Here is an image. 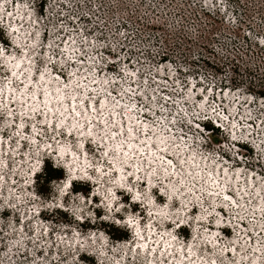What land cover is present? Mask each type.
<instances>
[{"label": "rangeland", "instance_id": "obj_1", "mask_svg": "<svg viewBox=\"0 0 264 264\" xmlns=\"http://www.w3.org/2000/svg\"><path fill=\"white\" fill-rule=\"evenodd\" d=\"M18 1L21 8L25 11L28 10L27 16H30L31 22H33L28 26L29 24L22 25L23 22L19 23V20V25L25 28L28 26V34L31 33L32 38L38 40L37 44L33 46L34 53L29 52L32 53L31 56L33 57L29 60L31 63L34 61L36 69L43 66L45 57L50 61L51 66H55L53 65L54 62L60 61L58 67L60 71L66 72V69L70 67L73 74H75L76 83L82 82L84 84L89 81L88 76L92 66H94L96 68L94 75L97 73L99 80L91 86H99L102 80H108L109 88L114 91L116 97H120L118 99L119 104L113 98L110 100L107 97L105 106L102 108L100 105L98 109L94 107L95 112L92 110L91 115L93 112L97 113L101 117L100 120L102 119L103 123L106 124L108 118L111 117H109L111 113L118 112V110L119 113L123 112V104H127L132 105L137 110L135 112L137 115L140 114L139 109L148 112L150 116H145L144 113L142 116L148 119L149 123L157 122L158 119L168 121L169 125L176 130L175 133L169 134L167 128L164 127L163 134H166L169 139L180 140L178 134L185 133L184 140L187 142V150L183 151V163L177 166V170L180 177L182 176L185 181L184 185L198 189L195 193L200 198L201 205L197 204L195 207L194 201L191 199L192 195L190 196L186 191L181 195L182 202H177L173 198L168 199V212L163 214L165 218H158V215L153 214L155 212L153 208L159 209L160 207L156 206L157 203L163 204L165 202V198L157 193L159 189L163 188L162 181L159 178L154 179L157 188H152L151 194L156 204L151 206L149 203L145 204L148 199V191L145 190L144 185H141L142 182L140 183L141 173L128 170L131 179L128 181L130 186H135L140 190V202H135L131 199V192L118 188L113 182L115 173L111 164L107 161H111L110 157L113 156L114 152L108 149L109 155L105 156L103 147L88 142L89 139L85 140V149L89 164L92 167L87 168V175L93 181L84 179L83 175L76 173V179L73 181L80 189L74 191V186L71 184V188L65 190L67 192L64 194L62 182L66 173L61 167L60 161L53 155L54 151L52 150L50 151L51 154L47 153L45 155L44 164L39 168V171L34 173V182L30 183L28 181L30 171L38 170V153L45 154L46 150L55 149L57 145L70 146L77 151L76 146H79V144L77 138L70 133H64L63 128L57 130L53 127V124H48L49 126L45 130L44 125H42L43 122H39L38 117L22 116L25 100L14 102L10 99L9 101L14 103L12 105L14 108L10 109L8 106H2L0 109V133L4 134L3 140L7 141L11 135L14 139L19 127H13V124L19 125L18 120L23 126L30 124L42 128L45 139L51 140H40L38 143L39 148L38 146L30 147L27 143L23 144L24 142H21V145H18L22 147L21 149L16 147L18 144L16 138L8 140L10 148H14L12 150L14 157H9V154L7 161L10 164L11 177H6L9 182L12 180L10 182L12 196L4 195V197L0 195V210L3 208L0 212V264H33V261L36 263V260H40L37 264H72V258H76L74 254L69 255L65 249L61 250L62 252L57 249L59 251L58 255L55 254L56 250H41L38 247L40 246L39 242L26 244V247L24 246L27 248L26 251L19 249L18 253L16 249H13L12 252H9L8 246H14L16 239L11 229L21 225L19 215H17L19 214L17 210L19 211L20 207H16L20 203L29 207L35 206V208L45 207L46 210V206L52 207V212L49 213V210H47L44 213L42 211L39 215L42 219L48 220L43 222L44 225L51 222V231L54 232L50 233L51 231L48 230V233L53 236V240L57 236H61L64 241L68 242L74 240L73 238L81 237L84 240L83 243L88 246L98 245L99 237L96 238L94 235L90 238L92 240L94 238L96 242L87 238L91 229L98 232V235L107 238L111 243L107 264H112L114 260L118 261V259H115L116 257L121 261L123 260L120 248L123 245L126 246L125 242L130 239L129 229L125 227V220L140 217V222H143L145 219H151L154 216L169 227L167 219H171L175 215V212H170L173 209L176 212L184 210L185 214L189 215L185 226L175 231L179 237V243L183 241L181 249L186 256L190 252V250H185L188 247L187 241L191 238L192 231H196L197 236L192 238V247L197 252L195 261L199 259L204 264H211V262L215 264H249V261L255 255V252H253L255 248L258 251L256 260L259 264H263L264 199L262 202L261 194H264V145L258 149L260 151L258 156L251 155V149L245 144H241L239 150L234 147L227 129L225 133L219 130L201 132L194 125L197 118L209 116L207 114L209 108L211 110L213 108L215 112L216 104H219V107L224 105L227 110L231 108L232 113H230L229 124L230 121L237 118L241 120L247 118L259 122L258 131L263 132L264 136V107L257 100L258 98L264 100V43H262L264 41V0H49L47 1L49 12L42 20L40 17L37 20L35 13H41V2L45 3V0ZM12 8L16 9L12 6L10 12ZM8 10V8H4L3 11L7 14L9 13ZM0 20L2 21V17H0ZM6 21L7 18L3 23L9 27ZM0 41L3 43V47L11 48L5 50L9 55H13V53L22 55L17 49L13 52L14 47H11L4 30H0ZM66 51H74L78 54L77 63L70 62L67 59ZM21 58L23 57L21 56ZM16 61L21 62L20 59ZM16 61L14 60V62ZM14 62L7 63L0 59V98L3 94V101L6 105L8 103L5 101L7 99L5 95L9 96L10 93L6 92L8 91L7 87L1 85L9 80L17 88L22 85L7 70L9 64ZM18 69L16 73L22 71V69ZM24 71H22L21 77L25 76ZM58 73L61 74V72ZM190 78L197 82L191 90ZM71 88L73 87L65 88L66 93L68 91L72 92ZM204 89L210 90L214 94H210L204 104L197 105V100L201 98L199 96L202 94L201 90ZM224 89H227L228 92L222 96L221 91ZM81 91L79 89V92ZM215 94H217V98L214 104L212 101ZM100 96H96L94 100L97 99L98 101ZM196 96H198V99ZM0 103L2 102L0 101ZM26 104L29 107L32 102L27 101ZM6 107L11 111L9 116L21 120L23 118V120L17 119L14 121L12 117L7 116V113L3 114V110H7ZM153 108H157L159 112H153ZM4 116L6 121L2 119ZM138 118L140 117L137 116ZM34 120L36 121L35 124ZM142 121L146 120L142 119ZM189 121H191V124L188 123ZM206 123L211 125L209 121ZM7 124L10 127L12 125L9 132ZM43 124L46 126V123ZM95 124L93 129L98 135L102 133L99 137L106 136L107 133L103 135L105 129H102L100 124ZM138 124L140 125V121ZM112 126L105 125L109 131H116L117 128L114 125ZM26 128L27 126L23 128V131ZM135 131L138 133V138L141 139L143 135H140V129ZM51 134H57L60 138L52 140L48 136ZM239 134L241 135L242 132ZM234 150L244 155L250 154L251 157L248 159L249 162L238 163L239 166L244 168L242 178H247L245 180L246 190L243 189L242 191L241 189V191L242 194L246 191L248 193L241 194L242 198L236 196L239 203H235L239 209L236 218L240 219L237 222L240 223L239 227L242 229H239V235H236L237 245L234 254L238 249V255L232 256L229 251H225L231 246L229 236L232 235V231L221 229L222 232L219 233L213 226H210L214 222V212L208 196L204 193L203 187L205 185L203 184L202 174H205L207 170H211L214 174L213 167H221L220 172L218 171V174L220 173L219 177H216L219 186L220 184L221 186L224 185L225 171L231 173L230 178L238 181L239 174L234 172L237 164H232L231 166L234 165L232 168L231 166L226 168V165L223 166L225 163L220 159V156L223 155L222 158L225 157L230 160ZM191 161L194 162L193 165ZM0 166L3 169H8L5 157L1 158L0 156ZM48 166L60 170L63 178L43 181ZM93 166L101 168L102 173L95 172ZM252 170L262 174L261 177ZM199 171L201 173L200 179L197 176ZM2 176L3 174H0V180L1 178L4 179ZM132 176L134 177L133 180ZM98 180L101 182L99 186H97ZM173 184L178 185L177 178L173 181ZM257 184L259 185L257 186ZM178 187L181 189L182 184L180 183ZM111 188L118 190L116 200L119 201L115 202L118 206L117 209L107 212L105 211V202H100V196H93L91 192L98 189L99 193L103 192V194L108 195ZM218 198L223 203L219 196ZM59 200L62 201L63 206L69 205L71 212L55 207ZM184 201L189 202L184 205L182 204ZM258 203L262 204L259 205ZM191 204L192 209L190 210L188 207ZM254 204L258 205L253 206ZM6 205L10 207L11 211L6 210ZM227 205L229 206V204ZM146 209L147 213H145ZM186 209L188 211H185ZM32 210L35 211L34 208ZM78 214L86 216L83 223L76 220L75 216ZM115 219L119 221L118 224H116ZM224 219L228 220L229 215L228 217L225 216ZM35 220L41 222L37 216ZM31 222L25 224V231L29 237L35 234H30ZM213 234L217 235V244L209 246L204 238L207 237V240H209ZM36 235L37 239L41 238ZM164 238L168 239L163 236V240H165ZM212 239L215 238L212 237ZM44 241L46 239H43L41 243ZM79 242L80 240L77 239L73 243L79 244ZM157 246L161 247V244L158 243ZM126 247L128 248L129 245ZM136 249H138V246L134 245L133 248L131 246L130 250L135 251ZM48 252L49 254H47ZM33 255L34 257H31ZM79 256L84 260L79 264H95L93 256L83 253H80ZM139 256L140 254H138L137 261L129 262L127 260V262L142 264ZM186 256H184L183 262L187 264L189 258L186 259ZM160 258L162 256L157 257V264H161L159 262ZM171 258V264L179 262L176 255L171 256ZM169 259L165 257L163 261L166 262ZM143 260L147 261V259ZM73 264L78 263L75 261ZM145 264L147 263L145 262Z\"/></svg>", "mask_w": 264, "mask_h": 264}, {"label": "bare ground", "instance_id": "obj_2", "mask_svg": "<svg viewBox=\"0 0 264 264\" xmlns=\"http://www.w3.org/2000/svg\"><path fill=\"white\" fill-rule=\"evenodd\" d=\"M4 2V1H3ZM16 7V6H15ZM28 11V10H27ZM27 11H25V9H23V8H19V10H17V8L15 9V8H12V11H11V13H13V15L11 16V17H9V15H8V13L6 14L5 13V11H2L1 13H0V17H2V21H4L5 20V18H7V21L6 22H8V24H9V27H8V29H9V32H10V36H11V40H12V42L14 43V45H13V52L14 51H16L15 49H17V51L19 52V51H21V49H22V55H20V54H18V53H13V55H9L8 54V52H5L4 53V55H2V56H0V59L1 60H4V61H6L7 63H10V62H14V60L16 61V60H21V62L20 61H16V62H14V63H12V64H9V66H8V68H7V70L8 71H11L12 73L13 72H15L16 73V70H17V68L14 66L17 62H19L20 63V68L18 69V70H21L22 69V71L23 70H25L24 71V75L25 76H23L22 78H24V80H23V82H21L22 84L23 83H25V84H23V86H21L20 88H17V87H15V85L14 84H12V86H8L7 88H8V91H6V92H9L10 94H9V96H7V95H5L6 97H7V99H5V101H7V103H8V105H9V100L11 99V100H14V102L16 101V102H19L20 100H25V102L27 103V101L28 102H32V104H30L31 106H27L28 107V109H30V108H34L35 110H39V113L37 112V111H35L34 112V115L32 116V115H30V116H28V117H30V118H32V117H35V118H39V119H43L44 118V113H43V110L44 109H46L47 108V110H46V112H45V118L46 119H48V117L49 116H51L52 117V119H55V120H52V122H53V124H54V122H56V121H65V125H68V126H70V124H77L78 126H80V125H82L84 128L87 126V121H86V119L85 118H87L88 119V116L91 118V119H89V120H91L89 123L90 124H93V128H94V126L96 125L95 123H100V121L103 123L104 121H102V119L100 120V118L101 117H99V115L97 114V113H94L95 112V110H94V107L96 108V109H98V106L97 105H93L92 106V108H91V110H94V112H93V114L91 115L90 113H92V112H90V109L88 108V106H87V104H86V101H84L83 102V95H81L80 93H78V91H76L75 89H72V92H69L68 91V93H66V91H65V88H68L69 86H72L73 85V81L72 82H69L68 84H60L59 83V81L57 80V81H55V78H54V76L52 77V76H49V74L48 73H45V76H44V80L43 81H41L40 80V75L39 76H37L36 75V73H34V68H32V64L33 63H31L30 62V60L29 59H33V57L31 56V54L32 53H34V45L35 44H37V42H38V40L35 38V40L32 38V34L30 33V35L28 34L29 33V27L28 26H30L33 22H31V18H30V16L28 17L27 16ZM13 22H12V21ZM20 20V21H19ZM18 21H19V23H22L23 22V24L22 25H25V24H29L26 28L24 27V26H20L19 25V23H18ZM11 26V27H10ZM13 29H15V31H13L12 32V30ZM17 33L16 35H14L15 33ZM13 33V34H12ZM33 33V32H32ZM15 46H18L17 48L15 47ZM1 48V47H0ZM29 52H32V53H29ZM8 54V55H7ZM14 57V59L13 60H11L10 62L8 61V57ZM21 56L23 57V58H21ZM25 59V61H23ZM4 63V62H3ZM24 67V68H23ZM29 70H31V83H29V84H26L27 82H29ZM22 71H19V72H17L16 73V77H14L13 75H11V76H13V78L14 79H17V76H19L20 74H21V72ZM47 75H48V77H47ZM56 78H57V76H56ZM25 86H27V87H25ZM28 88V89H27ZM9 89H11V91H9ZM30 89V90H29ZM1 90V89H0ZM7 90V89H6ZM25 90H26V92H25ZM50 91V96H52V99H50V97L47 95V97H46V95L45 94H43V92H45V91ZM3 91V90H2ZM193 91H194V89H193ZM55 92H62V94H63V100L62 101H64L63 102V104L62 103H60V101L59 100H57V99H55L54 97H56V94H55ZM74 92H76V94H77V96H74ZM8 94V93H7ZM89 94L90 93H88V97H89ZM192 94H193V92H192ZM37 96V98H34V96ZM3 94L1 95V98H0V101L2 102V103H5L3 100H4V98H3ZM100 97H103L104 98V101L107 103V96L106 95H101ZM42 98H44L45 100L43 101L42 100ZM86 98V97H85ZM91 98V97H90ZM95 98V97H94ZM196 98L198 99V96H196ZM11 103V102H10ZM6 104V103H5ZM14 103H11L10 104V107L13 105ZM3 105V104H2ZM7 105V106H8ZM16 105V104H15ZM111 105H112V103H111ZM110 105V106H111ZM105 106V105H104ZM18 107V106H17ZM16 107V108H17ZM72 107H73V109L75 110V113H78V114H80V117H77L75 114H73L72 113ZM108 107V106H107ZM112 107V106H111ZM22 108V107H21ZM103 108V107H102ZM113 108H114V106H113ZM112 108V109H113ZM118 108V107H117ZM203 108V107H202ZM5 109V108H4ZM6 109L7 110H3V114H5V113H7L8 115L7 116H9V112H11L7 107H6ZM116 109V108H115ZM230 109V108H229ZM83 110L85 111V113H86V115L87 116H85V117H83ZM111 110V109H110ZM117 110V109H116ZM49 111V112H48ZM113 112L115 111V110H112ZM89 112V113H88ZM97 112V111H96ZM111 112V111H110ZM109 113V112H108ZM11 114V113H10ZM13 114V113H12ZM16 114V113H15ZM123 114V115H122ZM107 115H109V114H107ZM137 114H135V112L133 113V111H131L130 112V110H125V109H123V112H121V113H119V110H118V112H114V113H111L110 115H109V117L110 118H108V121H110V122H108L107 121V125H109V126H112V125H114L117 129H116V131H118V129H119V125L120 126H122L123 127V129L125 128V125L126 126H129L130 128L132 127V126H134V125H137L138 124V122H136V120H138L137 119V116H136ZM18 116V115H17ZM10 118L12 117V119L14 120V121H16L17 119H20V118H15L14 116H9ZM108 117V116H107ZM22 120H23V118H22ZM21 119H20V121H22ZM104 120V119H103ZM19 121V120H18ZM122 122V123H119V122ZM42 122V121H41ZM8 123H9V120H8ZM12 123V122H11ZM16 123V122H15ZM47 124V123H46ZM104 124V123H103ZM106 124H104V125H106ZM7 128H8V132H9V128H12V125H11V127L7 124ZM113 127V126H112ZM92 128V132H93V137L95 138V139H97V140H109V139H111V137H112V134H111V132L112 131H109V129H107L106 127H105V131L103 132V135H104V133H107V134H105L106 136H104L103 138H100L99 136H101L102 135V133L100 134V135H98L97 134V132L94 130ZM136 128L135 127H133V134L135 135V140H133V141H128V140H131V139H128V138H126L125 137V133L123 132V130H122V132H123V140H126V142H125V145L123 144L122 145V149L123 150H125V151H127L128 152V154H130V153H132L133 152V154L134 155H136V151L135 150H140V149H142V150H144V149H146L147 147H143V145H144V142H141L140 140L141 139H143V140H153L154 139V134L152 135V137H150V138H147V137H143L142 136V138L140 139V138H138V136H137V134L138 133H136ZM138 131V130H137ZM99 132V131H98ZM1 135V134H0ZM140 135H141V133H140ZM3 136H4V134H2V139H3ZM108 137V138H107ZM140 137V136H139ZM4 141H6V140H0V156H1V158H4L5 157V163H6V166L8 167V169H3L2 168V166H0V174L2 175L3 174V178L4 179H2L1 178V180H0V195L1 196H9V197H11L12 196V194H11V184H10V182L7 180V176H9V177H11L10 175H11V169H10V164H8V155H9V152L7 151V152H3V149H4ZM10 141V140H9ZM9 141L7 140L6 142L7 143H9ZM22 141V140H21ZM118 142H120L121 143V141H120V139H118ZM141 143V144H140ZM129 145H131V147H129ZM151 145V147H154V145L153 144H150ZM263 145V143L262 142H260L258 145H257V150L261 147ZM112 151V150H111ZM54 153H55V151H54ZM155 155H157V153H155ZM158 156V155H157ZM10 157V156H9ZM161 158L162 157H159L158 158V160H157V162L159 163V164H163V160H162V162H160L161 161ZM150 159H152V158H150ZM12 160V159H11ZM137 160H138V162H137ZM137 160H135V159H132V163H134L135 161L137 162V163H139V159H137ZM150 163H153V161L151 160V161H149ZM149 162H148V165H149ZM4 163V162H3ZM226 164H223V166H225ZM234 166V165H233ZM233 166H231V168L233 167ZM236 166H239V164H237V165H235V167ZM145 167V164H143V168ZM229 167V166H228ZM245 167V166H244ZM2 168V169H1ZM220 168L221 167H219L218 168V171L220 172ZM127 169H129V168H127ZM224 169V168H223ZM229 169V168H228ZM152 170V169H151ZM242 170H244V168H243V166H239V167H236V169L234 168V172L235 173H238L239 174V179H238V181H236L235 179H233V178H230V172L229 173H227L226 171H225V182H224V185L223 186H219L220 187V198H221V200L223 201V204H230V203H238V198L239 197H243L242 195H244V194H246V192L244 193V194H242V191H243V189H244V191L246 190L245 189V186H246V179L243 177L242 178V176H243V172H242ZM230 171V170H229ZM114 173H115V171H114ZM220 174V173H219ZM251 175H253V174H251ZM30 176V175H29ZM228 177V178H227ZM12 179V178H11ZM243 179V180H242ZM248 180H249V177H248ZM219 181H220V179H219ZM224 181V180H223ZM251 181V180H250ZM259 182V181H258ZM221 183V182H220ZM62 184H64V181L62 182ZM260 184V183H259ZM259 184H257V186L259 185ZM14 185V184H13ZM141 185H144V181L141 183ZM241 189H242V191H241ZM248 189V188H247ZM260 190V189H259ZM250 191H252V190H250ZM261 191V190H260ZM263 191V190H262ZM259 192V191H258ZM258 192H256V193H258ZM248 193V192H247ZM262 193V192H261ZM260 193V194H261ZM242 194V195H241ZM259 194V195H260ZM241 195V196H240ZM4 196V197H5ZM236 196H238V198H236ZM249 196V195H248ZM261 196H262V202H263V199H264V194L262 193L261 194ZM225 197H227V199H225ZM258 197V196H257ZM1 198V197H0ZM250 198V197H249ZM257 201V200H256ZM240 202V201H239ZM254 202V201H253ZM259 202V201H258ZM254 203H256V202H254ZM239 204V203H238ZM259 204V203H258ZM257 204V205H258ZM260 204H262V203H260ZM259 204V205H260ZM257 205H253V206H257ZM9 207V206H8ZM12 207V206H11ZM17 208L18 207H20V209H19V211L17 210V212H19V214H17V215H19V218H20V226L18 225V227H16L15 229H11V231L14 233V236H15V242H14V246L13 245H9L8 246V249L10 250L9 252H12V250L13 249H16L17 250V252L19 253V249H21V250H24V251H26L27 250V248H25L26 247V244H28L29 242H31V243H36V242H39L40 244V246H38V247H40V249L41 250H51V251H53V250H56L55 251V254H57L58 255V253H59V251L60 252H62L61 250H63V249H65L66 250V252L68 251V254L69 255H72V254H74V255H76V254H78L79 253V251H80V248H90L93 252H95L97 255H101L102 256V258H103V263L102 264H107V260H108V253L111 251L109 248H108V250H106V252H100V254H99V252L98 251H100V250H102V248H103V246L105 245L103 242H104V240L102 239V237L100 236V235H98V236H96V234H94L95 235V237L96 238H98V245H93V246H88V245H86L85 243H83V238H73L74 240H72V241H68V242H66V241H64L63 240V237H61V236H57L56 237V239L55 240H53L52 239V235L50 234V233H52V231L50 230V229H48L49 227L47 226V224H43V222H42V224H41V222H39V221H37V220H35V213H36V211L38 210V209H40V208H35V206H32V207H29V206H27L26 204H21L20 203V205L18 206V204H17V206H16ZM46 207H48V206H46ZM16 208V209H17ZM35 209V211H33L32 209ZM257 208V207H256ZM218 210H221L220 208H218ZM254 210V209H253ZM257 210V209H256ZM255 211V210H254ZM258 211V210H257ZM256 211V212H257ZM259 213H261L260 211H259ZM262 214V213H261ZM263 215V214H262ZM136 219H138V218H136ZM35 220V221H34ZM30 221H32L31 222V225H30V234H32V233H35V234H37L36 236H38V237H41V238H39V239H37L36 237H35V234L34 235H32V236H28V234L26 233V231H25V229H26V227H25V224L26 223H29ZM131 221H133L132 223H131V225H138L139 226V228H140V222H138V221H135V219H133V220H131ZM153 224H155L154 222H153ZM240 224V223H239ZM218 229H219V227H218ZM8 230H10V229H8ZM48 230H50L51 232L50 233H48ZM75 234V233H74ZM77 234V233H76ZM75 234V235H76ZM93 235V236H94ZM143 235V234H142ZM93 236H87V238H91V237H93ZM76 237V236H75ZM43 239H46V241H44V242H42L41 243V241L43 240ZM80 240V242H79V244H75V243H73L74 241H76V240ZM165 239V238H164ZM91 241H93L94 240V238H93V240L92 239H90ZM166 241H169L168 239H165ZM95 241V240H94ZM93 241V242H94ZM162 241H164L163 240V237L162 238H157L155 235H151L150 237H147V236H145V235H143L142 237H133V238H131L130 240H129V242L128 243H125V245L126 246H128L129 245V247L127 248L126 246H122L120 249V251H122L121 252V255H122V257H123V260L121 261V259H119V258H115V259H118V261L117 260H114V264H128V262H127V260L128 259H130V258H133L134 259V261H135V256H138V254H140V256H141V258L142 259H147V261H148V259L150 260V262H151V264H157V257H159V256H162V258H160V263L162 264V261L164 260V258L166 257V259H168V258H171V256H175L176 254L175 253H172L173 252V247H171L170 248V253L168 252L169 251V247H166V248H164L163 250H161V247H162ZM96 242V241H95ZM130 242H132L131 244H129ZM137 244H136V243ZM157 242V244L158 243H160L161 244V247L159 246H156L155 245V243ZM30 243V244H31ZM135 243V244H134ZM144 244H146V246L144 245ZM103 245V246H102ZM132 245H137L138 246V249H136L135 251H131L130 249H131V246ZM13 246V247H12ZM25 246V247H24ZM133 248V247H132ZM139 248H140V253H139ZM26 249V250H25ZM57 249H59V251L57 250ZM154 249V250H153ZM159 249V250H158ZM15 250V251H16ZM137 250H138V252H137ZM151 250V251H150ZM158 250V251H157ZM162 252V253H161ZM183 252V251H182ZM16 253V252H15ZM129 253H130V255H129ZM47 254H49V252L47 253ZM54 254V255H55ZM125 254V255H124ZM30 255V254H29ZM56 255V256H57ZM124 255V256H123ZM145 255H147L145 258H144V256ZM166 255V256H165ZM227 255H228V253H227ZM56 256H54V257H56ZM184 256H186V254L184 253ZM31 257H34V255L33 256H31ZM59 257V256H58ZM52 259V258H51ZM62 259V258H61ZM186 260V259H185ZM40 260H36V263H34V261H33V264H37L38 262H39ZM56 261H58V260H56ZM75 259L74 258H72V261H71V263L73 264V263H75ZM129 261V260H128ZM133 261V260H132ZM132 261H129V262H132ZM184 261V258L183 259H181L180 257H179V262H181V264H186L185 262H183ZM153 262V263H152ZM112 263V264H113ZM131 264V263H130ZM133 264V263H132Z\"/></svg>", "mask_w": 264, "mask_h": 264}, {"label": "snow or ice", "instance_id": "obj_3", "mask_svg": "<svg viewBox=\"0 0 264 264\" xmlns=\"http://www.w3.org/2000/svg\"><path fill=\"white\" fill-rule=\"evenodd\" d=\"M20 7H21V6H20L19 4H16V8H17V10H19ZM4 8H5V4L0 3V11H3ZM8 15H9V17H11V16L13 15V13L9 12ZM13 31H15V29H13ZM262 43H264V42H262ZM4 53H5V49H4V48H0V56L4 55ZM13 59H14V57H11V56L8 57V60H9V61H11V60H13ZM14 66L18 69V68H20V63L17 62ZM38 70H39V69H38ZM48 71H49V69H48L47 67H45L44 70L41 72V74H40V80H41V81L44 80L45 73H47ZM12 75H13L14 77H16V73H15V72H13ZM17 78H18V77H17ZM9 83H10V81H9ZM29 83H31V70H29ZM25 87H27V86H25ZM9 91H11V89H9ZM45 95H47V93H45ZM100 103H101V106L103 107L104 102L101 101ZM34 111H35V109H34ZM223 119H227V117H223ZM44 123H48L49 125L51 124L50 121H45ZM188 123L191 124V121H189ZM77 126H78V125L74 123L73 126H72V128H76ZM21 127H23V125H21ZM55 127H56L57 130H59V129L61 128V125H60V124H57ZM81 127H82V126H81ZM146 127H147V126H146ZM72 128H69L68 131L71 132V131H72ZM34 130H35V129H34ZM131 131H132V130L129 129V134H130V135H131ZM88 135H89V136L92 135L91 127L89 128ZM112 135H113V137H115V136H116V133L113 132ZM232 139H236V137L233 136ZM159 142L162 143V142H164V141L161 140V141H159ZM79 147H83V145H79ZM129 147H131V145H129ZM62 151L66 152L67 149H63ZM116 151H117V152L120 151L119 146H117ZM72 155H73L74 159L78 161L79 158L75 155V153H73ZM104 155H105V156H108L109 153H108L107 151H105ZM125 156H127V154H125ZM110 163H112V161H110ZM168 163L171 164L172 162L169 161ZM181 163H183V161H181ZM90 167H91V165L88 164V163H87V160H86V161H85V164H84V169H87V168H90ZM113 167L116 168L117 171H121V172L123 171L122 168H117L115 163H113ZM137 170H139V169H137ZM95 171H96L97 173H102V170H101V168H99V167H97V168L95 169ZM72 178H73V177H71V176L69 177V179H72ZM83 178H84V179H91V177L88 176L86 172H85V175H84ZM121 186H122V185H121ZM67 188H68V184L65 183V184H64V188L62 189V191L67 190ZM109 192H111V189H109ZM134 199H139V196L134 197ZM225 199H227V197H225ZM117 223H119V221H117ZM128 223H129V224L132 223L131 218L129 219Z\"/></svg>", "mask_w": 264, "mask_h": 264}, {"label": "trees", "instance_id": "obj_4", "mask_svg": "<svg viewBox=\"0 0 264 264\" xmlns=\"http://www.w3.org/2000/svg\"><path fill=\"white\" fill-rule=\"evenodd\" d=\"M53 178H60V179L63 178L62 172L56 168H51L50 166H48L43 176V181L47 182L48 180L53 179ZM72 185L74 186V191H78L80 189L79 186L75 185V182H72Z\"/></svg>", "mask_w": 264, "mask_h": 264}, {"label": "built area", "instance_id": "obj_5", "mask_svg": "<svg viewBox=\"0 0 264 264\" xmlns=\"http://www.w3.org/2000/svg\"><path fill=\"white\" fill-rule=\"evenodd\" d=\"M3 1H7V0H3ZM2 0H0V3H3L4 4V2H3ZM47 1H49V0H45V3H42L41 2V5H42V8H41V13H35V15H37V20H38V17H40L41 18V20L46 16V13L48 14V12H49V10H48V2ZM14 5V7L16 6V4H20V2L18 1V0H13V2H12ZM26 5V4H25ZM11 10V8L8 10V11H10Z\"/></svg>", "mask_w": 264, "mask_h": 264}, {"label": "clouds", "instance_id": "obj_6", "mask_svg": "<svg viewBox=\"0 0 264 264\" xmlns=\"http://www.w3.org/2000/svg\"><path fill=\"white\" fill-rule=\"evenodd\" d=\"M262 42H264V41H262ZM45 158V157H44ZM44 158H42V160H41V166L44 164ZM40 170V169H39ZM33 176H34V173L32 174V179H31V183H33L34 182V180H33ZM3 209V208H2ZM47 210H49V213L50 212H52V209H49V208H47ZM46 210V208L44 207H41L39 210H37L39 213L40 212H42V211H44V213L47 211ZM46 221H48L47 219H45V220H42V222H46ZM49 223V222H48ZM47 226L49 227V229L50 230H52V227H51V222H50V224H47ZM52 232H54V231H52Z\"/></svg>", "mask_w": 264, "mask_h": 264}]
</instances>
